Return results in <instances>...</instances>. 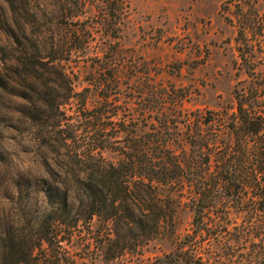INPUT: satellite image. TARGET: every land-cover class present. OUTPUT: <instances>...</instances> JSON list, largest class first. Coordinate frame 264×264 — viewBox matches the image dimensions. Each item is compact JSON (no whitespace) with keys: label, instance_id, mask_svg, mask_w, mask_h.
Listing matches in <instances>:
<instances>
[{"label":"rangeland","instance_id":"obj_1","mask_svg":"<svg viewBox=\"0 0 264 264\" xmlns=\"http://www.w3.org/2000/svg\"><path fill=\"white\" fill-rule=\"evenodd\" d=\"M102 1L29 0L47 46L53 38L57 68L74 93L84 92L87 109L100 110L101 121L92 118L77 128L82 133L80 152L97 144L90 139L94 133L90 128L95 127L105 128L107 137L118 142L116 151L98 153L113 165L122 161L120 149L156 156L151 145L147 148L150 142L164 143L165 150L182 160L185 140L192 133L227 134L236 114L235 94L247 97L255 110L264 108V0H124L121 7L108 0L117 2L116 15L121 10L114 19L106 17ZM5 11L6 5L0 3V13ZM112 30L116 39L110 37ZM254 92L259 97L253 102L248 96ZM17 109L7 98L0 99V221L7 226L5 232L17 223L20 236L35 238L39 230L32 222L44 217L40 192L45 186L40 182L47 179L41 164L46 157L36 123L17 117ZM78 109L74 101L63 108L71 118ZM27 179L35 183L36 194L25 200ZM18 180L23 192L16 196ZM158 193L170 197L172 221L166 219L155 239H142L143 243L135 236L126 243L115 239L97 250L93 234L99 233L101 241L107 232L94 220L77 229L61 228L59 247L47 252L43 245L35 252L36 264H164V255L190 231L191 193L181 183ZM242 219L247 217L233 213L230 204L210 215L212 249L200 242L201 252L212 255L210 264H248L245 235L236 246L232 242L220 250L219 245L222 236L235 239L234 227L235 233L245 230ZM124 247L128 249L122 254Z\"/></svg>","mask_w":264,"mask_h":264},{"label":"trees","instance_id":"obj_2","mask_svg":"<svg viewBox=\"0 0 264 264\" xmlns=\"http://www.w3.org/2000/svg\"><path fill=\"white\" fill-rule=\"evenodd\" d=\"M116 1L120 7L123 5L124 0ZM0 3L6 5V11L0 13V99L5 97L18 106L17 117L36 123V135L46 157L41 164L47 175L40 182L45 186L40 192L44 217L32 222L39 230L35 238L20 236L17 223L5 232L7 226L0 221V264H36L35 252L41 251L43 245L47 252L59 247L61 228L77 229L79 224L87 226L94 220L107 232L101 241L99 233L93 234L97 250L115 239L122 243L134 236L142 241L138 243L155 239L166 219L172 221L171 199L162 198L158 191L175 183L190 190L191 228L174 243V251L164 255V264H210L212 255L201 252L200 242L204 240L212 249L215 240L207 222L225 204L247 219H242L246 227L241 233H235L238 229L233 228L234 240L220 238V250L232 242L236 246L245 235L248 264H264L263 107L255 110V105L247 104V97L235 94L236 114L226 127L227 134L220 130L210 136L202 131L192 133L185 140L187 151L182 160L165 150L164 143L150 142L147 148L151 145L158 152L156 156L145 152L130 155L120 149L122 161L113 165L98 153L116 151L118 142L107 137L105 128L95 127L90 128L94 129L90 139L97 144L80 152L77 143L82 133L77 128L90 124L92 118L101 121L100 110L87 109L84 92L74 93L68 78L57 68L59 58L53 50V38L49 37L47 46L46 33L37 27L38 16L29 0ZM116 3L102 1L107 18L120 17L121 10L115 14ZM115 31L109 32L113 39L117 37ZM240 59L243 61V57ZM248 97L254 102L259 96L254 92ZM71 101L79 105L73 118L63 110ZM18 183L19 180L14 182L16 196L23 192L18 190ZM31 184L27 179L25 200L36 194L35 183ZM223 233L230 235L226 230ZM127 249L122 248L121 253ZM216 255L222 260L221 254Z\"/></svg>","mask_w":264,"mask_h":264}]
</instances>
